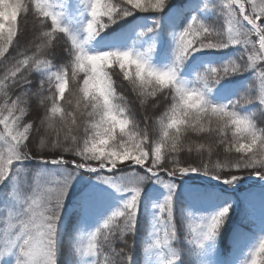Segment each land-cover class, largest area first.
<instances>
[{
    "label": "snow or ice",
    "instance_id": "obj_1",
    "mask_svg": "<svg viewBox=\"0 0 264 264\" xmlns=\"http://www.w3.org/2000/svg\"><path fill=\"white\" fill-rule=\"evenodd\" d=\"M0 264H264V0H0Z\"/></svg>",
    "mask_w": 264,
    "mask_h": 264
},
{
    "label": "trees",
    "instance_id": "obj_2",
    "mask_svg": "<svg viewBox=\"0 0 264 264\" xmlns=\"http://www.w3.org/2000/svg\"><path fill=\"white\" fill-rule=\"evenodd\" d=\"M174 2L175 3H183L184 0H174ZM246 190H251V191H254V192H257V193L259 192L258 187H254V188H251V189L242 188L241 189V193L245 192ZM237 199H239V194L237 195ZM245 207L246 206H245V203L243 202V200H240L238 207L235 209V221L236 222H240L241 217H242V215L244 213ZM249 210L251 211L252 209H249ZM258 210H259V205H258V202H257L256 208H255V212L258 213L259 212ZM242 227H243V229L245 231H249L250 230V225L247 224V223L243 224ZM220 249H221V253H222L223 256H225V257L229 256V254L231 252L230 242H225V243L221 244ZM137 258H139V255H138ZM61 259L63 260L64 258L62 257Z\"/></svg>",
    "mask_w": 264,
    "mask_h": 264
},
{
    "label": "rangeland",
    "instance_id": "obj_3",
    "mask_svg": "<svg viewBox=\"0 0 264 264\" xmlns=\"http://www.w3.org/2000/svg\"><path fill=\"white\" fill-rule=\"evenodd\" d=\"M259 211V210H258Z\"/></svg>",
    "mask_w": 264,
    "mask_h": 264
}]
</instances>
